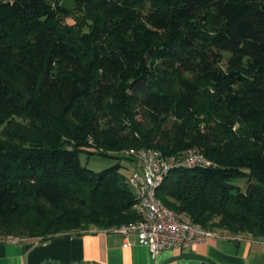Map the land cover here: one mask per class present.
<instances>
[{
  "label": "trees",
  "instance_id": "1",
  "mask_svg": "<svg viewBox=\"0 0 264 264\" xmlns=\"http://www.w3.org/2000/svg\"><path fill=\"white\" fill-rule=\"evenodd\" d=\"M3 127V236L139 220L121 163L94 172L82 152L197 148L215 167L172 170L159 199L263 239L264 0H0Z\"/></svg>",
  "mask_w": 264,
  "mask_h": 264
},
{
  "label": "crops",
  "instance_id": "2",
  "mask_svg": "<svg viewBox=\"0 0 264 264\" xmlns=\"http://www.w3.org/2000/svg\"><path fill=\"white\" fill-rule=\"evenodd\" d=\"M135 167L132 162L131 170ZM205 255L216 264H264V238L237 235L212 239L183 253ZM181 253L165 251L157 258L136 236L103 232L92 227L48 240L23 238L21 243L0 238V264H166ZM168 264H206L179 260Z\"/></svg>",
  "mask_w": 264,
  "mask_h": 264
},
{
  "label": "built area",
  "instance_id": "3",
  "mask_svg": "<svg viewBox=\"0 0 264 264\" xmlns=\"http://www.w3.org/2000/svg\"><path fill=\"white\" fill-rule=\"evenodd\" d=\"M127 155L134 159L136 165L127 182L136 194L137 201L133 207L139 220L103 229L104 233H116L126 238L136 236L138 243L147 247L154 259L165 251L183 253L212 239L226 238L216 230L195 224L189 217L170 209L158 197L159 186L172 170L215 167L203 153L197 148H189L181 158H168L160 150L132 148ZM10 240L22 242L21 238Z\"/></svg>",
  "mask_w": 264,
  "mask_h": 264
},
{
  "label": "rangeland",
  "instance_id": "4",
  "mask_svg": "<svg viewBox=\"0 0 264 264\" xmlns=\"http://www.w3.org/2000/svg\"><path fill=\"white\" fill-rule=\"evenodd\" d=\"M69 7H71L72 9L74 8L71 3H69ZM79 15H80L79 11L75 10L71 16H67L63 20L65 23L73 25V24H76V22H78V19H76V17H78ZM5 127H6V125H5ZM5 127L0 128V135H1V132L3 131V129H5ZM95 148H96L95 146L92 148L89 147L88 150H90L91 152H94L96 150ZM99 151L104 153L103 149H99ZM127 151H129V150L128 149L122 150L119 154L117 152H113V151H107V153L110 155H114V156L121 154L122 156L127 157L129 159H127V158L118 159V158L113 157V156L104 157V156L99 155L95 152L92 155H89L87 152H82L79 154V158H80L82 165L87 166L88 169H90L94 172L95 171L96 172H102V171L108 169L109 167H112V166H115V165L121 163V165H122L121 171L123 172L124 175L129 176L130 172H131L130 168L132 165V161L130 160V157L127 155ZM234 184L238 185L244 191L247 188V181L243 180V179L235 181ZM207 228L214 229L217 232L221 233L223 237H226L229 239H232L233 236H237V235L250 236V235L245 234V233H238L237 235H233L227 230H222V229L215 228V227H207ZM19 232H21V233H19ZM22 232H23V228L15 231L14 233H10L9 236H3L1 234L3 232L0 231V238H5L8 240L14 239V238H21V239L26 238V237H23ZM36 239H40V238H36ZM176 252H178V251H176Z\"/></svg>",
  "mask_w": 264,
  "mask_h": 264
},
{
  "label": "water",
  "instance_id": "5",
  "mask_svg": "<svg viewBox=\"0 0 264 264\" xmlns=\"http://www.w3.org/2000/svg\"><path fill=\"white\" fill-rule=\"evenodd\" d=\"M179 260H190V261H197V262H204L206 264H216L214 261H212L210 258H208L205 255H198V254H194V253H181L180 255L175 256L174 258H171L170 260H168L166 262V264L168 263H173L175 261H179Z\"/></svg>",
  "mask_w": 264,
  "mask_h": 264
}]
</instances>
